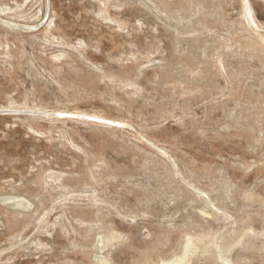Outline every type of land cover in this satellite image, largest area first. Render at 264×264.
<instances>
[{"label":"rangeland","instance_id":"1","mask_svg":"<svg viewBox=\"0 0 264 264\" xmlns=\"http://www.w3.org/2000/svg\"><path fill=\"white\" fill-rule=\"evenodd\" d=\"M0 110V264H264V0H0Z\"/></svg>","mask_w":264,"mask_h":264},{"label":"bare ground","instance_id":"2","mask_svg":"<svg viewBox=\"0 0 264 264\" xmlns=\"http://www.w3.org/2000/svg\"><path fill=\"white\" fill-rule=\"evenodd\" d=\"M189 243L190 241L188 238L183 245L181 253L178 256L173 257L168 261H160V264H188V262L186 261V256L189 253Z\"/></svg>","mask_w":264,"mask_h":264},{"label":"water","instance_id":"3","mask_svg":"<svg viewBox=\"0 0 264 264\" xmlns=\"http://www.w3.org/2000/svg\"><path fill=\"white\" fill-rule=\"evenodd\" d=\"M10 110H0V112H9ZM34 114H38V115H43V116H49L51 115L50 113H45V112H35V111H31Z\"/></svg>","mask_w":264,"mask_h":264}]
</instances>
